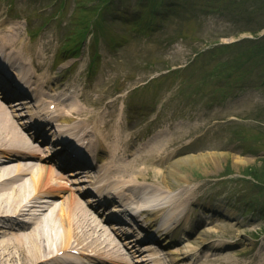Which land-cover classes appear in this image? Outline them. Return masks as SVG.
<instances>
[{"label": "rangeland", "instance_id": "obj_1", "mask_svg": "<svg viewBox=\"0 0 264 264\" xmlns=\"http://www.w3.org/2000/svg\"><path fill=\"white\" fill-rule=\"evenodd\" d=\"M28 14L38 33L33 39L26 34ZM43 17L49 19L44 26ZM0 23L30 53L38 48L41 78L55 76L52 88L84 106L99 125L103 116L110 137L121 131L128 148L159 136L153 131L144 139L160 124L188 132L167 136L173 139L151 150L158 163L150 168L175 199L188 189L181 208L189 222L199 223L190 241L208 231L205 239L223 243L214 251L219 255L203 257L202 248L195 264H264V0H0ZM77 37L85 41L81 54L60 60L59 49H80ZM214 78L228 83L221 101L211 91ZM152 91L170 100L147 128L144 117L154 107L145 101ZM59 102L61 108L67 103ZM180 159L184 178L169 179L167 168ZM211 211L222 215L202 224Z\"/></svg>", "mask_w": 264, "mask_h": 264}, {"label": "bare ground", "instance_id": "obj_2", "mask_svg": "<svg viewBox=\"0 0 264 264\" xmlns=\"http://www.w3.org/2000/svg\"><path fill=\"white\" fill-rule=\"evenodd\" d=\"M0 43H2L0 50L4 48L11 54H15L13 48L20 45L15 36L10 37L6 35V32L1 31ZM69 106L71 107L68 110L72 114L86 116L81 106L77 104ZM72 114L67 115L68 123L70 122L68 116L72 117ZM63 119H65L64 116ZM17 125V119L11 112H7L0 106V219L4 223L0 227V264H59L54 263L57 258L52 253L60 250L64 253L69 248L80 249L84 254H87L88 250L96 256L102 255L110 264H115L114 262L130 264V261L132 263L131 254L128 255L123 251L124 245L119 244L118 236L115 238V233L112 230L114 234L104 228L103 221L95 215L96 212L91 211L90 206L83 205L73 193L63 196L61 192L67 189L60 184L51 167L39 162V159H37V163L20 160L28 155L33 156L37 149ZM106 133L103 135L104 138H110L108 133L106 136ZM99 139H102L100 132ZM111 147L114 150L118 148L115 143ZM203 158L204 156L200 155L184 160L196 159L198 161ZM184 160L180 159L169 165L166 170V176L169 179L174 177L178 181L184 178L179 174ZM126 170H128V166ZM120 171L124 173L125 169L122 168ZM156 172L160 174V171ZM69 176H73V174L70 173ZM136 177L138 178V176ZM117 187V184H112L109 189L116 190ZM168 194L160 195L157 197L158 199L154 198V201L160 200L161 203H166ZM188 196L183 201H187ZM61 197H63L61 201L55 200V198ZM25 200L27 202L24 204ZM183 201L181 200V202ZM7 213L16 214L17 219L21 216H27L29 219L19 225L22 219L15 222L13 218L8 217ZM174 213L175 208L173 210L167 205H160L146 212L151 227L157 223L159 217H162L159 225L161 228H157L161 242L164 243L170 239L177 245L166 247V261L169 264L182 261L188 253H196L198 246L209 239L204 238L208 231H203L193 243L191 241L183 243L178 237L181 232L180 224L171 226L169 222ZM151 230L153 229L151 228ZM164 232L167 234L166 236L163 235ZM71 241L74 246H70ZM130 243H134V239H131ZM65 258L72 257L65 255ZM93 258L96 257L93 256ZM86 259L83 257L84 262ZM151 262L160 264L158 258H152Z\"/></svg>", "mask_w": 264, "mask_h": 264}, {"label": "trees", "instance_id": "obj_3", "mask_svg": "<svg viewBox=\"0 0 264 264\" xmlns=\"http://www.w3.org/2000/svg\"><path fill=\"white\" fill-rule=\"evenodd\" d=\"M259 39H264V36H262V37H259ZM246 41V40H245ZM236 43H233V44H230L229 46H234ZM222 47H224V46H222ZM248 51V50H247ZM262 51H264V48H262ZM249 52H254V51H249ZM245 55H246V53H245ZM239 60L242 62L244 59H243V57H242V55L239 57ZM219 62H221V61H219ZM231 62V61H230ZM230 65V64H229ZM227 75H229V73H227ZM231 75V74H230ZM236 75V77L238 76V74H235ZM248 174H251V175H253L252 173H250V172H247ZM263 173H264V170H263ZM256 175V174H255Z\"/></svg>", "mask_w": 264, "mask_h": 264}]
</instances>
